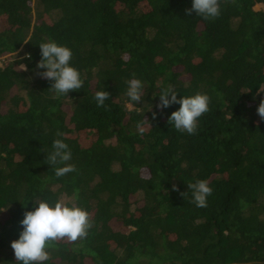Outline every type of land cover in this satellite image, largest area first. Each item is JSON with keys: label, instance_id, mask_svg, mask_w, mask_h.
<instances>
[{"label": "trees", "instance_id": "1", "mask_svg": "<svg viewBox=\"0 0 264 264\" xmlns=\"http://www.w3.org/2000/svg\"><path fill=\"white\" fill-rule=\"evenodd\" d=\"M191 5L0 0V264H19L11 242L33 200L60 199L94 223L45 264H264V0H221L213 20ZM49 41L71 49L80 90L57 98L39 75ZM133 78L145 95L129 112ZM163 87L211 97L195 135L169 123L178 103L157 106ZM58 138L77 169L59 178L45 160ZM200 179L213 189L204 208L187 186Z\"/></svg>", "mask_w": 264, "mask_h": 264}, {"label": "clouds", "instance_id": "2", "mask_svg": "<svg viewBox=\"0 0 264 264\" xmlns=\"http://www.w3.org/2000/svg\"><path fill=\"white\" fill-rule=\"evenodd\" d=\"M229 2L235 4L236 0H229ZM193 12L205 20L218 18L221 15V0H192L191 8L186 9V15L191 16ZM39 46L42 58L36 67L44 69L39 73L42 78L53 82L50 88L56 93L57 98L68 95L70 91L80 90L83 87V79L79 70L70 64L73 56L71 49L59 45L55 41L40 43ZM26 55L31 59L30 54ZM23 66L22 69L25 68V65ZM127 83L126 95L131 102H134L128 103L127 109L132 112L137 110L134 105H139L145 95L144 86L142 81L136 78ZM258 90L264 91V89ZM109 96L110 93L107 91H97L95 93L97 107H106L105 101L109 99ZM159 98L157 106L161 109L172 104L180 105L177 110L171 113L168 121L181 133L195 135L199 118L210 111L211 97L205 93H196L178 99L177 91L171 87H163ZM257 112L261 120H264V99L260 101ZM155 116L156 113H153V118ZM147 122L149 121L144 119L137 123L139 134L143 135L147 131L144 126ZM58 135H62V133H58ZM71 158L72 153L69 145L58 138L53 141L52 151L47 153L45 160L54 168L55 176L59 178L77 171L75 165L68 163ZM187 186L191 190V202L200 208L207 207L208 197L213 192L209 183L200 179L187 184ZM173 189L178 190L175 186ZM184 194L182 193V196ZM33 201L38 206L34 210L25 212L24 218L20 221L23 230L19 238L11 242L16 261L19 264H45L52 258L49 250L57 248L58 242L75 243L88 237L94 222L86 209L64 199L51 204L46 200Z\"/></svg>", "mask_w": 264, "mask_h": 264}]
</instances>
